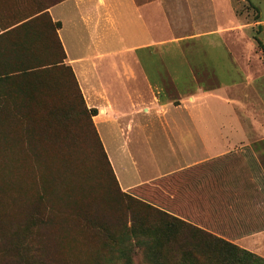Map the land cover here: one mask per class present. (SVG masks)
<instances>
[{
    "label": "rangeland",
    "instance_id": "1",
    "mask_svg": "<svg viewBox=\"0 0 264 264\" xmlns=\"http://www.w3.org/2000/svg\"><path fill=\"white\" fill-rule=\"evenodd\" d=\"M60 1L0 0V75L10 74L0 80V264H264V57L254 39L264 45V0H232L222 24L234 32L216 49L193 47L206 53L199 83L222 87L232 100L204 108L217 117L212 132L229 148L126 192L183 209L230 242L219 256L210 251L187 262L168 260L166 250L158 260L157 242L136 237L132 220L148 210L122 196L94 111L63 65L59 24L44 14ZM164 87L160 97L178 98L170 81ZM140 142L132 145L137 163L123 160L133 180L181 164L162 130ZM162 178L166 192L150 187Z\"/></svg>",
    "mask_w": 264,
    "mask_h": 264
},
{
    "label": "crops",
    "instance_id": "2",
    "mask_svg": "<svg viewBox=\"0 0 264 264\" xmlns=\"http://www.w3.org/2000/svg\"><path fill=\"white\" fill-rule=\"evenodd\" d=\"M232 4V0H64L45 10L54 24H61L58 38L66 55L64 65L71 69L88 108L96 111L93 122L122 191L210 162L229 148L212 132L218 120L212 114L208 118L205 109L217 102L233 106L232 100L223 98L222 87L199 83L197 72L206 65V53L193 47L222 46L223 35L234 32L222 24L224 13L231 15ZM199 60L204 64L194 62ZM212 68L217 77L215 65ZM227 71L232 77L234 68ZM166 80L178 95L173 101L160 97ZM160 130L181 164L133 180L123 160L137 163L132 145Z\"/></svg>",
    "mask_w": 264,
    "mask_h": 264
},
{
    "label": "trees",
    "instance_id": "3",
    "mask_svg": "<svg viewBox=\"0 0 264 264\" xmlns=\"http://www.w3.org/2000/svg\"><path fill=\"white\" fill-rule=\"evenodd\" d=\"M56 24H59V29H60L61 24L60 23H56ZM254 39L257 42L258 47L260 48L262 55L264 57L263 43L257 37H255ZM65 59H66V55L64 57V61ZM64 61H63V65H64ZM9 75L10 74L6 76H9ZM6 76L0 75V80ZM93 111H94V114H93L94 116L96 115V111L95 110ZM93 125H94V122H93ZM102 148H104L103 145H102ZM105 155L107 157V154ZM108 163L111 167L109 160H108ZM112 172L115 176L113 169H112ZM168 177L169 176H167V179H171ZM165 180L166 179L162 178L159 180L158 183L151 184L150 187L158 188L166 192L168 190L167 189L168 184L167 182H165ZM141 188L142 186L138 187V190ZM122 196L126 198L128 202L129 201L132 202L134 200L138 201L136 200L137 196L131 195L126 192L122 193ZM151 200L152 201L149 200V202L144 201V200H143L144 202L138 201L139 204L143 203L142 207L148 210L149 216H144L143 218V217H140L136 213L132 222L136 225L139 224L140 235L136 237L140 239L141 243L145 242L146 240L148 242L156 241L157 244L160 246V248L157 250L155 254L158 260L160 258L165 257L166 255L165 250H166L167 253L170 252L169 257L167 258L168 260L170 259V261L182 260L183 262H187L190 259L198 261L199 260L198 255L200 253L208 254L210 253V251H212L214 252V254L217 253L219 256L221 247L229 246L230 242H228L223 237H221L215 231V227L213 225L204 223L202 219H198L199 217L195 218L194 216L190 215L189 212L186 213L185 210L183 209L172 211L171 207L168 208L167 206H163L162 204L159 205L158 203H156V200L154 199H151ZM122 229H127V228L126 226L124 227V225H122ZM124 236L126 237V234L122 233V237ZM145 238L146 240L144 241ZM127 247L128 245L126 246V248ZM126 248H123L122 251L125 250ZM123 253L124 252H122V254ZM238 262L245 263L243 262V259H239Z\"/></svg>",
    "mask_w": 264,
    "mask_h": 264
}]
</instances>
